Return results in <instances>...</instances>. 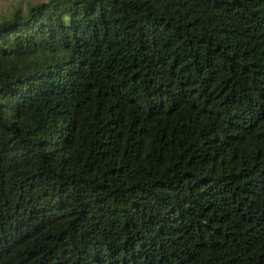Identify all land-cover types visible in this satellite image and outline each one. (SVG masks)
Here are the masks:
<instances>
[{"label":"trees","instance_id":"trees-1","mask_svg":"<svg viewBox=\"0 0 264 264\" xmlns=\"http://www.w3.org/2000/svg\"><path fill=\"white\" fill-rule=\"evenodd\" d=\"M0 264H264V0L3 19Z\"/></svg>","mask_w":264,"mask_h":264},{"label":"rangeland","instance_id":"rangeland-1","mask_svg":"<svg viewBox=\"0 0 264 264\" xmlns=\"http://www.w3.org/2000/svg\"><path fill=\"white\" fill-rule=\"evenodd\" d=\"M43 0H0V22L10 16L11 12L21 7L25 11L29 6L36 5Z\"/></svg>","mask_w":264,"mask_h":264}]
</instances>
